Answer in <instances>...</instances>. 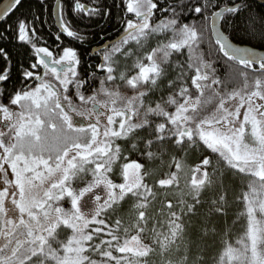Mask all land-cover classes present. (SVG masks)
Instances as JSON below:
<instances>
[{"label": "snow or ice", "instance_id": "6c2138e0", "mask_svg": "<svg viewBox=\"0 0 264 264\" xmlns=\"http://www.w3.org/2000/svg\"><path fill=\"white\" fill-rule=\"evenodd\" d=\"M93 2L70 7L110 19ZM122 2L120 35L93 34L95 65L39 46L46 10L87 40L68 0H37L0 31L35 56L12 85L0 43V264H264V8ZM132 150L145 162L119 167Z\"/></svg>", "mask_w": 264, "mask_h": 264}, {"label": "trees", "instance_id": "16d2710c", "mask_svg": "<svg viewBox=\"0 0 264 264\" xmlns=\"http://www.w3.org/2000/svg\"><path fill=\"white\" fill-rule=\"evenodd\" d=\"M3 0H0V3ZM76 2L68 0V3H64L63 6V15L65 21H72L74 22L73 26L74 30L76 28L79 29L80 34L82 36H87V40L85 43L81 44L79 41L74 40L70 37H62L61 40L63 41L62 44L55 40V35L58 34V30L56 24L54 22V15L53 12L51 16L49 15L48 11L46 10L43 14V25H39L41 34L43 36V40L47 41V44L44 45L41 43L39 46H47L49 50L61 51L63 47H72L78 51V54L81 55L82 59V66H87L88 64H92L94 60L90 58V51L92 47H96L100 42L98 36L93 34L99 33L100 35L111 37L113 34L119 30L121 25V15L124 14L121 12L123 8L122 0H115V4L120 5V7H111L113 5L114 0H107L108 5L110 6V19H102L99 23H96L94 20H90L86 17L84 13L78 12L74 9V7H70V5H74ZM93 3V1H92ZM252 6L254 9H261L264 8L263 5L257 4L252 1ZM37 8V0H24L23 7L18 8L3 24L0 25V31H5L9 24H13L17 20V18L21 15L28 14L30 11H35ZM81 17H84L81 19ZM2 43L10 52V60L9 66L12 69L11 76H12V85H16L18 82V77L24 66L29 62H35V56L33 52L27 46H20L15 40L9 42H0ZM57 44H60V48H57ZM5 66V61L0 58V68ZM52 79L53 78L49 77ZM11 87V86H10ZM126 157V158H125ZM144 163V159L138 154L137 150H132L130 152H125L123 157L120 161H118V166L122 168L124 163ZM157 184V188H158ZM161 191H165L161 189ZM235 218V217H232ZM245 223L243 219L238 221V224ZM236 235H242V231L237 229ZM235 237L232 238V243L235 246Z\"/></svg>", "mask_w": 264, "mask_h": 264}, {"label": "flooded vegetation", "instance_id": "af4514ba", "mask_svg": "<svg viewBox=\"0 0 264 264\" xmlns=\"http://www.w3.org/2000/svg\"><path fill=\"white\" fill-rule=\"evenodd\" d=\"M74 1V0H73ZM75 1H79V3H81V4H83L84 6H86V7H94L95 5H94V2L92 3V1L93 0H75ZM122 4H123V2H122ZM63 7H65V6H63ZM123 7H124V5H123ZM123 15H131V14H127L126 12H124V14ZM58 30V29H57ZM122 31V28H121V25H120V28H119V30L118 31H116L114 34H113V36H111V37H107L108 39H115V38H117L119 35H120V32ZM58 34H59V31H58ZM62 37H66L67 38V36H65V35H61ZM102 43H103V41H101L100 40V42L98 43V45L96 46V47H92V49H91V51H90V58H92V60H94L93 62H92V65H95V64H97V63H99L100 62V57L98 56V51L95 53V51L96 50H98L99 49V47L102 45ZM259 50V49H258ZM62 51V50H61ZM58 52V50H55L54 51V55L56 54ZM60 52V51H59Z\"/></svg>", "mask_w": 264, "mask_h": 264}, {"label": "water", "instance_id": "95a60500", "mask_svg": "<svg viewBox=\"0 0 264 264\" xmlns=\"http://www.w3.org/2000/svg\"><path fill=\"white\" fill-rule=\"evenodd\" d=\"M24 1V0H23ZM253 2L257 3V4H260V5H263L264 6V0H252ZM8 3V0H3L1 3H0V8H3L6 4ZM16 10H14L12 13L9 14L8 17H3V18H0V25L3 24ZM54 20H55V23H56V27L59 31V34L60 35H64L60 32V26H59V23L57 22V19H56V14H55V11H54ZM66 36V35H65ZM98 50L95 51V53L97 52Z\"/></svg>", "mask_w": 264, "mask_h": 264}, {"label": "rangeland", "instance_id": "374dc122", "mask_svg": "<svg viewBox=\"0 0 264 264\" xmlns=\"http://www.w3.org/2000/svg\"><path fill=\"white\" fill-rule=\"evenodd\" d=\"M53 81L55 82V80L53 79ZM56 83V82H55ZM10 179L12 178V177H9ZM3 187H5V185H4V183H3V176L2 175H0V189H2ZM11 190V189H10Z\"/></svg>", "mask_w": 264, "mask_h": 264}]
</instances>
